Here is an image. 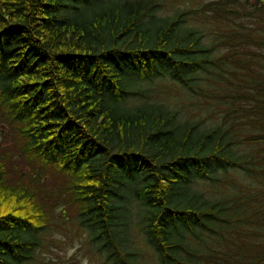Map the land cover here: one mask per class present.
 <instances>
[{"label": "trees", "instance_id": "obj_1", "mask_svg": "<svg viewBox=\"0 0 264 264\" xmlns=\"http://www.w3.org/2000/svg\"><path fill=\"white\" fill-rule=\"evenodd\" d=\"M157 8L0 0V264L40 244L61 194L112 264L137 263L124 192L157 264H264V0ZM156 79L212 122L147 101Z\"/></svg>", "mask_w": 264, "mask_h": 264}, {"label": "rangeland", "instance_id": "obj_2", "mask_svg": "<svg viewBox=\"0 0 264 264\" xmlns=\"http://www.w3.org/2000/svg\"><path fill=\"white\" fill-rule=\"evenodd\" d=\"M91 4H98L101 0H90ZM145 1V0H144ZM151 1V0H150ZM158 4L156 17H169L178 11L199 9L211 0H152ZM78 13H83L80 7ZM193 17V18H192ZM195 13L189 14L187 25H196L198 19ZM156 79L151 83L143 82L147 88L146 100L150 103H164L170 109L178 112L182 121H188L199 127L209 125L212 121L208 114L199 110V95L183 91L178 85L167 83L164 86ZM8 128L0 125V142L11 147ZM190 189L199 193V179L190 184ZM56 196V195H55ZM48 198V225L38 235L40 244L24 255V258L13 264H112L107 258L108 248H101L100 242H91L88 230L80 224L75 209L61 194ZM121 205L130 221L124 228L128 250L134 254V264H157L152 249L142 238V212L140 201L134 194L125 193L121 197ZM65 204V205H64ZM192 237V235H189ZM188 236V237H189Z\"/></svg>", "mask_w": 264, "mask_h": 264}]
</instances>
